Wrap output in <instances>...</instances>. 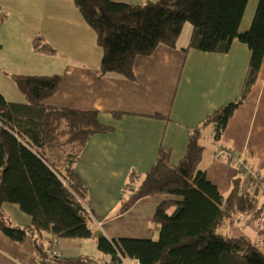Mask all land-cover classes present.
<instances>
[{"label":"trees","instance_id":"1","mask_svg":"<svg viewBox=\"0 0 264 264\" xmlns=\"http://www.w3.org/2000/svg\"><path fill=\"white\" fill-rule=\"evenodd\" d=\"M249 0H149L133 4L115 0H74L102 48L101 71L135 76L138 55L152 54L158 45L176 46L186 22L193 25L190 47L228 52L234 39L251 50L241 96L208 114L191 132L183 158L170 162V148L162 145L152 168L143 175L131 195L121 202L120 213L148 195L168 193L156 209L158 239L95 234L85 218L89 190L77 171V163L89 139L114 130L101 122L98 110H81L45 103L58 92L62 78L56 74H14L24 102L9 101L0 91V231L23 243L32 237L37 264L51 256L53 240L96 237L102 260L86 254L51 256L52 264H264V249L245 235L222 233L231 210H251L256 200L243 192L237 178L229 194L220 192L199 169L204 145L202 128L213 125L219 140L230 118L246 100L264 62V0H259L250 28L240 30ZM34 49L54 54L43 37ZM2 44L0 42V50ZM123 113V112H122ZM120 111L114 117L122 116ZM130 183V180L127 184ZM4 202L17 203L32 217L21 226L4 212ZM50 235L48 241L46 236ZM111 255L112 260H106Z\"/></svg>","mask_w":264,"mask_h":264},{"label":"crops","instance_id":"2","mask_svg":"<svg viewBox=\"0 0 264 264\" xmlns=\"http://www.w3.org/2000/svg\"><path fill=\"white\" fill-rule=\"evenodd\" d=\"M115 1L142 4L149 0ZM258 2L249 0L241 31L250 28ZM18 23L48 41L55 53L39 52L32 46L27 55V49L17 46L20 40L6 44L2 38L4 28L16 32ZM86 23L74 0H0V91L9 101L24 102L12 75L56 74L61 76L62 86L45 100L46 104L98 110L101 122L115 125L111 132L93 135L77 163V171L89 190L84 203L90 208L86 223L93 233L110 240L154 239L160 231L154 221L157 207L181 197L148 195L123 213L121 202L152 168L162 145L170 148V162L177 164L186 153L191 132L204 123L208 114L241 96L251 50L238 39L228 52L190 47L193 25L186 22L176 46L160 44L152 54L138 55L135 76L129 78L114 71L102 73L103 51L96 46V33ZM55 25L65 33L53 41L46 29L53 35ZM9 59L12 62L5 63ZM117 111L123 113L116 119ZM201 142L205 148L199 169L220 192L229 194L238 178L243 192L256 200L251 210L229 211L220 230L225 232L239 222V232L264 233V62L251 92L230 118L221 138L215 139L214 126L207 125L202 128ZM224 146L243 156L245 165L236 158L215 159L217 150ZM2 208L14 223H32V217L17 203L4 202ZM91 238L97 243L96 237ZM46 239L48 247L52 237L47 235ZM79 241L59 240L60 255H78L70 247ZM37 258L32 237L18 243L0 231V264H37Z\"/></svg>","mask_w":264,"mask_h":264},{"label":"rangeland","instance_id":"3","mask_svg":"<svg viewBox=\"0 0 264 264\" xmlns=\"http://www.w3.org/2000/svg\"><path fill=\"white\" fill-rule=\"evenodd\" d=\"M11 18H12V16L10 15L9 19H11ZM86 24H88V23H86ZM1 25H3V24H1ZM18 27L19 28H18V30L16 32L13 31L12 29L4 28L3 33H2V38H3V40L5 41L6 44L12 43L13 40H15V39L20 40V44H17V46L21 47L23 50L27 49V51H25V53L28 55V52H29L28 49H30V47L32 48V46H34V40L37 37H41V36H36V32L33 29H30V28L26 27L22 23H18ZM91 30L93 31V28ZM46 31L48 32V34H50V36L52 37L51 39L53 41H55V37L59 38V35L61 33L62 34L65 33V30H63V28H58V27H56V25L54 26L53 35H52V33H51V31L49 29H46ZM93 32H95V31H93ZM0 35H1V30H0ZM32 37L34 38L33 40H32ZM31 43H32V45H31ZM95 44H96V46L101 48L97 44V41L95 42ZM7 46H10V45H7ZM21 60H26V59L23 58ZM10 62H12V59H9L5 63H10ZM26 63L28 64V62H26ZM15 88L16 89L18 88L17 85H16ZM17 90H19V89H17ZM83 204H84V202H83ZM87 208L90 209L88 206H87ZM241 230H242V227L239 225V222H236L235 224L230 225L225 230V232H222V233L233 234V235H241L242 234V235H245V236H249L261 248L264 249V233H262V232H239ZM159 235H160V232H157V234H156L154 239H158ZM79 240H80L79 241L80 244L73 245L72 247H70L68 245H65V246L70 247V249H72V251H75L76 254H86V255H89L91 258L97 259L99 261L102 260L103 257H102V254H101L100 250L97 247V243H96L95 239L90 237V238H79ZM67 250H68V248H67Z\"/></svg>","mask_w":264,"mask_h":264},{"label":"built area","instance_id":"4","mask_svg":"<svg viewBox=\"0 0 264 264\" xmlns=\"http://www.w3.org/2000/svg\"><path fill=\"white\" fill-rule=\"evenodd\" d=\"M224 157L236 158L240 162V164L245 165V159H244V157L243 156H238L235 149H230V148H227L225 146L219 148L217 150L216 154H215V159H221V158H224ZM251 173H252V175H256L255 172H253V171ZM83 205L85 207V212H84L85 213V218H87L86 216L88 214H90V209H88L85 204H83ZM87 219H89V218H87ZM53 243H54L55 248H58L57 246L59 244V240L54 239L53 240ZM54 255L55 256H58V255H60V252L54 250L53 253H51V256H54ZM51 256L50 257H47L43 261L42 264H52L53 263V260H52ZM121 258H122V261H123L124 264H136L137 263V260L136 259H128V258L126 259L125 257H121ZM106 260L111 261L112 260V256L111 255H108L106 257Z\"/></svg>","mask_w":264,"mask_h":264}]
</instances>
